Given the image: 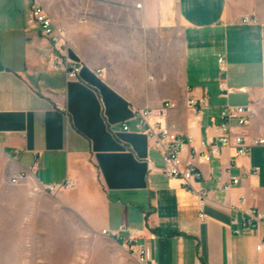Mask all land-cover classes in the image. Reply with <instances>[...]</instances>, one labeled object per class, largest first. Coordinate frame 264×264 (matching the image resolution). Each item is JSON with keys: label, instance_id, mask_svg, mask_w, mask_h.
<instances>
[{"label": "crops", "instance_id": "obj_1", "mask_svg": "<svg viewBox=\"0 0 264 264\" xmlns=\"http://www.w3.org/2000/svg\"><path fill=\"white\" fill-rule=\"evenodd\" d=\"M34 3L64 32L77 80L51 69L55 49L27 21ZM167 102L163 125L192 139L181 156L200 173L195 188L209 191L204 219L133 115ZM227 104L255 111L237 130L247 154L227 147L201 163L223 135ZM261 138L264 0H0V154L11 177L27 173L92 232L119 246L132 233L156 264H264V229L245 227L247 210L264 215V146L252 145Z\"/></svg>", "mask_w": 264, "mask_h": 264}, {"label": "rangeland", "instance_id": "obj_2", "mask_svg": "<svg viewBox=\"0 0 264 264\" xmlns=\"http://www.w3.org/2000/svg\"><path fill=\"white\" fill-rule=\"evenodd\" d=\"M9 169L0 154V264H142Z\"/></svg>", "mask_w": 264, "mask_h": 264}, {"label": "built area", "instance_id": "obj_3", "mask_svg": "<svg viewBox=\"0 0 264 264\" xmlns=\"http://www.w3.org/2000/svg\"><path fill=\"white\" fill-rule=\"evenodd\" d=\"M27 21L29 25L36 26L41 35L50 41L55 49V54L51 61V69L54 71H63L68 80H77L80 76L82 65L72 61L68 55L67 42L65 34L62 30L57 29L52 24L50 18L45 11L37 4H33L28 12ZM243 23H251L250 17H244ZM218 69L224 78L219 82V89L225 97L230 93V89L226 87L225 75L227 71V64L224 57L217 59ZM99 73V72H98ZM242 91L243 89H239ZM172 103H164L156 110H141L134 109L133 115L139 121V125H146L145 133L151 142V145L157 149L162 155L164 170L163 173L166 177L175 179L180 178L183 181L184 187L190 193L194 194L198 199L199 218L204 219V207L209 196V191L205 188H195V181L200 178V173L195 171L191 162L184 163L182 153L185 148L191 144L192 139L187 137L183 140L180 137H175L171 131L163 125V118L166 116L167 110L172 108ZM187 107L198 112L203 103H199L196 99L191 98L187 102ZM255 116V111L251 105L246 106H230L225 105L221 108L220 118L223 121L221 129L223 135L218 140V145L210 146L206 153L198 155L201 163H208L213 158H218L220 150L223 148L231 147L234 149V158H240L247 154L244 138L237 132L240 128L246 126ZM128 127L124 126L123 130ZM253 146H264V139H255L252 141ZM194 152L197 154L196 149ZM257 169H254L256 173ZM26 178V173H20L11 178L12 184H17ZM239 182L238 178H233L231 184L226 185V191L230 189L231 185H236ZM71 183L67 182L60 187L65 189L70 187ZM48 192H54L56 189L48 186ZM247 220L245 227H253L264 229V215L256 210H247ZM237 233L239 231H236ZM104 236H109L106 231L101 232ZM136 244V237L134 234L129 233L128 237L123 240L122 245L129 248L130 251L136 256L137 260H141L144 264H156L146 247L139 246L134 249ZM264 246V233L261 237V242L257 246L259 251Z\"/></svg>", "mask_w": 264, "mask_h": 264}, {"label": "bare ground", "instance_id": "obj_4", "mask_svg": "<svg viewBox=\"0 0 264 264\" xmlns=\"http://www.w3.org/2000/svg\"><path fill=\"white\" fill-rule=\"evenodd\" d=\"M28 176H27V173H26V178H27ZM141 261V260H140Z\"/></svg>", "mask_w": 264, "mask_h": 264}]
</instances>
